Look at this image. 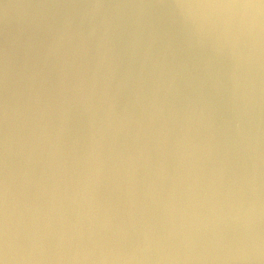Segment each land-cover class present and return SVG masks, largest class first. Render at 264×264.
Here are the masks:
<instances>
[{
    "label": "water",
    "instance_id": "95a60500",
    "mask_svg": "<svg viewBox=\"0 0 264 264\" xmlns=\"http://www.w3.org/2000/svg\"><path fill=\"white\" fill-rule=\"evenodd\" d=\"M0 264H264V0H0Z\"/></svg>",
    "mask_w": 264,
    "mask_h": 264
}]
</instances>
